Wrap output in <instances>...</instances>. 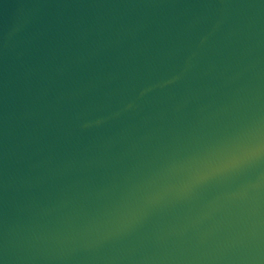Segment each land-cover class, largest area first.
I'll return each mask as SVG.
<instances>
[{
  "label": "water",
  "instance_id": "1",
  "mask_svg": "<svg viewBox=\"0 0 264 264\" xmlns=\"http://www.w3.org/2000/svg\"><path fill=\"white\" fill-rule=\"evenodd\" d=\"M0 264H264V0H0Z\"/></svg>",
  "mask_w": 264,
  "mask_h": 264
}]
</instances>
